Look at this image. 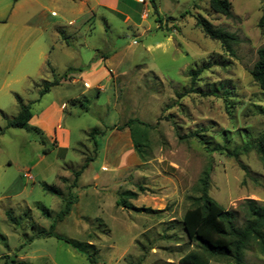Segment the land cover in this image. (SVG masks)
I'll list each match as a JSON object with an SVG mask.
<instances>
[{
  "label": "rangeland",
  "instance_id": "rangeland-1",
  "mask_svg": "<svg viewBox=\"0 0 264 264\" xmlns=\"http://www.w3.org/2000/svg\"><path fill=\"white\" fill-rule=\"evenodd\" d=\"M54 1L18 0L12 11L14 0H0V264L5 256L28 264H182L180 257L194 246L182 215L209 163L208 195L236 213V225L243 223L238 206L244 199L264 204L257 153L227 154L263 127L264 91L250 70L264 44V0H229V17L214 12L208 0H142V19L120 0L132 21L141 20L138 26L101 7L80 12L81 0ZM41 6L56 9V28L23 31V18L45 23ZM196 14L236 36L233 54L195 26ZM74 26L82 27V37H72L66 47L60 36L71 35ZM101 54L114 55L108 78L97 75L88 88L81 80L39 95L51 69L85 67ZM203 64L191 84L189 70ZM18 97L34 113L27 129L5 126L4 117L19 110ZM61 101L67 105L62 111ZM58 115L56 132L67 131L66 146L54 144ZM129 118L149 124L138 125L146 130L142 159L118 140ZM92 128L100 132L94 135L97 146ZM88 158L73 188V172ZM42 183L61 195L45 192ZM69 196L70 211L57 220ZM117 198L150 211L122 207ZM51 223L55 233L91 243L95 261L63 240L38 234ZM244 261L264 264V255L251 246Z\"/></svg>",
  "mask_w": 264,
  "mask_h": 264
},
{
  "label": "trees",
  "instance_id": "trees-1",
  "mask_svg": "<svg viewBox=\"0 0 264 264\" xmlns=\"http://www.w3.org/2000/svg\"><path fill=\"white\" fill-rule=\"evenodd\" d=\"M208 5L216 13H220L226 17L231 16V3L229 0H208ZM194 24L205 36L218 41L224 50L233 54L232 46L237 42L234 34L213 25L201 14L194 15ZM205 67L206 65L203 64L189 70L188 74L191 84ZM78 70L79 68L76 67H68L64 72L56 73L51 69L52 79L42 81L39 95L48 92L50 87L58 85L61 80L67 78L70 72ZM250 74L259 88L264 91V44L257 49V59L253 63ZM17 100L19 102V110L11 118L4 117L5 126L27 129L28 121L32 117L31 105L30 103L23 104L20 102L19 97ZM74 102V99L70 100V103ZM138 125L142 127L149 126V124L137 118H129L122 127L128 129L133 150L142 159L144 141H146V130L140 128ZM117 129H121V126ZM99 133L97 128H92L89 132L92 143L95 146H97V143L94 135ZM41 142L43 143V141ZM250 150H254L257 153L264 168V121L260 134L254 140L245 142L242 146L227 151V154L237 157L238 154ZM90 160L91 158L86 159L79 169L74 170L73 187L76 184L77 177ZM211 170L212 166L209 163L201 172L196 185L198 195L190 198L191 205L186 208L182 215V228L188 240L193 242L194 246L185 252L179 261L182 264H210L212 260L221 261L226 264H244V252L251 246H255L258 252L264 255V204H258L254 199H244L238 206L243 216V223L240 226L236 225V213L225 209L208 195ZM41 186L47 193L57 196L61 195L59 189L55 186H50L47 183H42ZM129 194L131 195V192ZM73 202V196H69L67 200L65 199L63 208L55 215V218L60 220L63 215H66L70 211ZM116 204L133 210L146 209V211H150L149 208L135 207L120 198H117ZM6 215L13 224H16V220L9 212H6ZM38 234L40 236H53L63 240L76 251L86 255L89 261H95V256L88 251V248L92 247L91 243L73 240L55 233L54 223H51L47 229L41 228ZM2 264L28 263L5 256Z\"/></svg>",
  "mask_w": 264,
  "mask_h": 264
},
{
  "label": "crops",
  "instance_id": "crops-1",
  "mask_svg": "<svg viewBox=\"0 0 264 264\" xmlns=\"http://www.w3.org/2000/svg\"><path fill=\"white\" fill-rule=\"evenodd\" d=\"M14 1H15L14 6L13 5L11 6V10L12 11H15V9H17L18 0H14ZM81 1H82L81 4L84 5V9L82 8L80 10V12H83L84 10H87L88 11L87 13H89V12L92 11L93 7H101V8L108 9V10L118 14L119 16H121L123 18L124 21L130 23L133 26H138L140 24L141 20L138 23H136L135 21L131 20V17L129 16L127 11L124 9L125 7H123L124 5H121L120 0H92L94 2V5H91V6L88 5L89 0H81ZM54 2H58V0H55ZM126 3L128 5H130V7L132 6L134 8V10L138 11L140 13L139 19H142L141 15H142V12L144 10L143 5L145 6V2H143L142 0H126ZM23 4H24V2H23ZM41 7L42 8L38 11V13H40L41 19L45 23H43V24H37L36 23L35 24V23L30 22L28 20V18H23V31H28L29 29L33 30L35 28H39V30L41 32H43V31L49 30L50 28H54V29L56 28L57 21L54 20V17H56L57 14H58L56 9H53V8L52 9H47V7L44 8L43 6H41ZM47 12H49V13H47ZM3 13H4V10L2 9L0 11V21L3 20V19H1ZM24 13H25V9L23 7V14ZM73 22H74L73 20H69L68 21V23H70V24H73ZM81 28H82L81 26H74L71 29V32H72L71 35L70 34L69 35H63L62 34L60 37L63 40V45L66 46V47H69V41H70V39L72 37L73 38L74 37L75 38L76 37H80V36L82 37V34L80 33ZM57 30H58V32L60 31L59 28ZM54 34L55 33H53V35ZM94 50H96V48H94ZM48 52H50V50H48L47 53ZM40 56H43L42 55V51H40ZM113 56L114 55L101 54V56H100L101 59L100 60H96V61L93 60L90 64H87L85 67L68 66V67L79 68V70L70 72L68 74L67 78L64 79V80H61L58 85L76 84L77 82L82 80L83 87L88 88V87L91 86L89 81H88V79H91V78H93V77H95L97 75H100V76H102L104 78H108L109 74L112 71H114L113 69L110 68V65H109L110 64V59H112ZM53 70L56 73H62L66 69L64 71H58L57 69L53 68ZM54 86H57V85H54ZM50 89H51V87H50ZM51 102L52 103H50L44 109L46 114H48V112L50 111V108L52 107V105L54 103L53 101H51ZM65 106H67L65 104V101H61L60 105H59V108H57V107L56 108H57V110L62 111L65 108ZM33 117H34V113L32 112V117L29 119V121H31ZM59 122H60V115H58V117L54 121V125H53L54 126L55 139L56 140L58 139V142L54 141V144H57V145L60 144V146H66V143H67L66 133H67V131L66 130H62L64 137L61 134L59 136V134L56 132V129H57V126H58ZM59 138H61L60 142H59ZM118 140L121 143V146L123 148H126L128 151H134L133 147H132V143H131V139H130V136H129L128 129H124L121 132V134L118 136ZM87 166H88V164L84 167V169H86ZM101 168L105 169V165H102ZM83 170H82V172H83ZM82 172L77 177L76 185L73 188H75L77 186L79 177L81 176ZM94 178H96V175H94Z\"/></svg>",
  "mask_w": 264,
  "mask_h": 264
}]
</instances>
